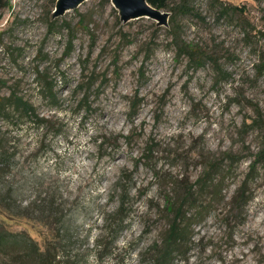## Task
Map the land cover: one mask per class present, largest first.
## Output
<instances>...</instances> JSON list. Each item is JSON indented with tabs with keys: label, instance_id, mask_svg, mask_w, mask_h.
I'll return each instance as SVG.
<instances>
[{
	"label": "rangeland",
	"instance_id": "rangeland-1",
	"mask_svg": "<svg viewBox=\"0 0 264 264\" xmlns=\"http://www.w3.org/2000/svg\"><path fill=\"white\" fill-rule=\"evenodd\" d=\"M55 2L0 0V96L44 118L0 115V198L12 188L24 212L0 206V222L80 264H144L170 217L163 199L215 159L217 193L171 264H264V0L170 3L186 7L180 40L215 60L198 67L169 23L122 22L108 0L52 18Z\"/></svg>",
	"mask_w": 264,
	"mask_h": 264
},
{
	"label": "trees",
	"instance_id": "trees-1",
	"mask_svg": "<svg viewBox=\"0 0 264 264\" xmlns=\"http://www.w3.org/2000/svg\"><path fill=\"white\" fill-rule=\"evenodd\" d=\"M145 1L156 9L172 10L167 19V24L171 25L170 34L177 48L193 62V67H198L209 59H211L209 60L210 62L215 64V60L208 53L200 48L196 50L192 45L180 40L176 24H173V19L175 15L183 14L186 11L183 2H180L175 7H170V3L173 0ZM45 87L47 90L51 88L50 85ZM11 106L18 109L22 114H35L36 119L39 121L44 120L43 116L36 115L34 106L30 101L12 92L1 95L0 115L7 116L11 112ZM1 139L0 136V176H3L9 170L11 154L4 149ZM205 164L206 167L196 175L194 180L184 186L178 195V197L180 196L178 200L174 201L169 198V195L168 198L165 197L163 199L161 208L169 212L170 217L159 240L149 245L147 250H149L150 254L143 260L144 264H171L176 256L184 255L189 249L191 224L197 221V216H202L205 213L212 196L217 193L214 188L216 182L213 181L214 175L211 172L213 167H215L214 169L218 167L217 161L210 159ZM127 189V187L123 188L125 193L121 192L119 194L117 206L109 214L115 221L116 226H119L120 221L123 219L122 209L125 203L124 197H127ZM4 194L5 196L0 198V206L10 213L24 214V212L17 211L8 198L13 194L12 188L8 187ZM52 210L56 212L53 206H48V211L51 212ZM59 218H62V216H59ZM107 219V217H104V221ZM110 243L108 246H110ZM110 251V248H108L104 253H110ZM0 264H80V261L77 258H71L68 254L59 253L56 246L50 241H47L44 246H40L25 230L13 232L0 222Z\"/></svg>",
	"mask_w": 264,
	"mask_h": 264
},
{
	"label": "water",
	"instance_id": "water-1",
	"mask_svg": "<svg viewBox=\"0 0 264 264\" xmlns=\"http://www.w3.org/2000/svg\"><path fill=\"white\" fill-rule=\"evenodd\" d=\"M85 0H56L51 12L52 18L63 15L78 7ZM122 22L140 17L151 19L156 25H167L168 12L156 9L145 0H108Z\"/></svg>",
	"mask_w": 264,
	"mask_h": 264
}]
</instances>
